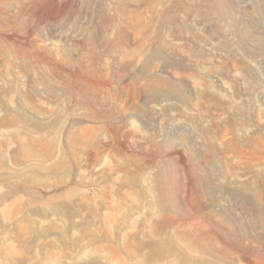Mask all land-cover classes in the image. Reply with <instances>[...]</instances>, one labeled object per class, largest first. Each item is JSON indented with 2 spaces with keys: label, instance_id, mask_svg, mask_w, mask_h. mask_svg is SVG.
<instances>
[{
  "label": "rangeland",
  "instance_id": "1",
  "mask_svg": "<svg viewBox=\"0 0 264 264\" xmlns=\"http://www.w3.org/2000/svg\"><path fill=\"white\" fill-rule=\"evenodd\" d=\"M0 264H264V0H0Z\"/></svg>",
  "mask_w": 264,
  "mask_h": 264
}]
</instances>
